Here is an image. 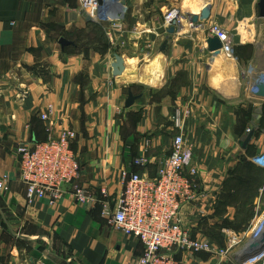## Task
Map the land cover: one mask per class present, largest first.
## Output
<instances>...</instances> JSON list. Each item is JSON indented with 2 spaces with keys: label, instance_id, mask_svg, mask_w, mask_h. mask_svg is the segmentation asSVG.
Here are the masks:
<instances>
[{
  "label": "crops",
  "instance_id": "1",
  "mask_svg": "<svg viewBox=\"0 0 264 264\" xmlns=\"http://www.w3.org/2000/svg\"><path fill=\"white\" fill-rule=\"evenodd\" d=\"M258 1L125 0L122 20L101 23L80 0H0V176L7 178L0 191V264H138L141 244L115 229L101 205L67 197L54 205L28 203L14 149L71 130L78 183L96 199L103 186L116 198L122 172L155 176L177 133L176 109L187 112L181 133L196 170L183 225L218 248L236 239L222 264H236L231 259L250 251L264 228V168L253 162L264 153V99L254 83L264 59ZM206 4L210 17L194 29L186 16ZM172 10L182 19L168 35L163 21ZM212 24L229 32L234 59L208 51ZM60 38L73 46L61 49ZM114 55L125 66L116 78ZM128 90L140 97L125 109ZM249 129L253 136L241 148ZM177 259L217 264L205 255ZM263 261L264 255L245 264Z\"/></svg>",
  "mask_w": 264,
  "mask_h": 264
},
{
  "label": "built area",
  "instance_id": "2",
  "mask_svg": "<svg viewBox=\"0 0 264 264\" xmlns=\"http://www.w3.org/2000/svg\"><path fill=\"white\" fill-rule=\"evenodd\" d=\"M87 1L80 0L81 9L92 19L102 16L103 1L98 4L92 0L90 5H87ZM111 16L112 13L105 18L110 21ZM180 17L175 10L166 13L163 26L169 28L173 23H178ZM207 31L209 36L216 37L221 43L223 56L231 58L233 42L229 32L219 24H212ZM48 112H52L50 106ZM186 114L179 109L174 111L172 120L177 133L171 140L168 156L155 176L122 172V189L116 198H112L103 186L100 197L96 199L78 183L80 165L72 149L76 139L73 131L63 130L44 142L17 146L14 154L19 163V179L25 187L28 203L47 200L54 205L67 197L78 205H101L102 215L115 229L141 244L143 252L138 264H199L194 261L182 263L177 259L179 254L205 255L213 258L217 264L229 261L236 239L228 241L222 248L215 247L207 240L192 237L181 220L182 209L192 199V179L196 175L192 167L191 149L181 133ZM41 118L44 122L48 120L47 114ZM46 131H50L48 126ZM253 162L264 168V153L256 156ZM133 164L140 167L143 160H134ZM6 183V176H0V191L5 190Z\"/></svg>",
  "mask_w": 264,
  "mask_h": 264
},
{
  "label": "water",
  "instance_id": "3",
  "mask_svg": "<svg viewBox=\"0 0 264 264\" xmlns=\"http://www.w3.org/2000/svg\"><path fill=\"white\" fill-rule=\"evenodd\" d=\"M96 1L98 2V4H101L100 0H96ZM124 8H125V0H120L119 5L114 9V12L112 13L111 19L122 20L124 15ZM257 8H258V18L264 19V0L258 1ZM210 10H211V5L206 4L199 12V15H193L188 19L189 23L191 25H199V24L201 25V22H206L210 17ZM181 19L182 18L180 17V20ZM176 30L177 28L172 26L167 30V34L174 35L177 32ZM206 43H207V49L212 54L213 57H218L222 55L220 51L221 43L216 37L208 36ZM58 44L61 49H64L65 47L68 46H73L72 42L65 40L64 38H60ZM165 48H166V43H163L160 47V52L163 53ZM111 69H112V76L114 78L121 76L125 70L123 58L118 55H114V62L111 64ZM256 89H257V93H256L257 97L264 99V83L262 82L258 83ZM139 97L140 96H134L132 92L128 90L124 108L129 109ZM253 133H254L253 129L248 130L246 137L242 142H240L241 148H246L247 144L249 143V141L253 136ZM242 254L243 256H240L238 258L240 264H245L264 254V231L261 235L259 243L252 244V246L250 247V251Z\"/></svg>",
  "mask_w": 264,
  "mask_h": 264
},
{
  "label": "rangeland",
  "instance_id": "4",
  "mask_svg": "<svg viewBox=\"0 0 264 264\" xmlns=\"http://www.w3.org/2000/svg\"><path fill=\"white\" fill-rule=\"evenodd\" d=\"M107 1V3H103V5H102V8H108L107 6H109V7H111L113 4H114V2H116V0H106ZM106 4V5H105ZM115 5H113V7H114ZM112 7V8H113ZM185 7H186V4H185ZM187 10H188V8H187ZM186 17H188V16H186ZM189 17H191V16H189ZM95 21H98V22H101V23H103V22H105V21H108V19L107 18H105V16H100V17H96L95 19H94ZM198 27H199V25H194V29L195 28H197L198 29ZM95 33H98L99 32V30H97V31H94ZM235 58V52H234V50H233V53H232V56H231V58H228V59H234ZM244 59H246V57H244V58H242V60H244ZM261 63H262V65H263V70H261V71H259V73L257 74V76H260V77H257V76H255V78H254V83L255 84H258V83H264V59H262L261 60ZM252 68H254V66H252L251 64L248 66V70L249 69H252ZM255 69V68H254ZM255 71V70H254ZM261 73V74H260ZM264 219V218H263ZM259 241H260V237L258 238V240L256 241V243H259ZM238 256H239V254H238ZM240 256H243V254H241ZM239 256V257H240ZM238 257V258H239ZM237 258V257H236ZM236 258H234V259H231L232 261H235L236 262V264H238V262L239 261H237L238 259H236ZM241 259H242V257H241ZM240 260V259H239ZM197 263H200V264H202V261H200V262H198L197 261ZM264 263V261L261 263V264H263Z\"/></svg>",
  "mask_w": 264,
  "mask_h": 264
},
{
  "label": "bare ground",
  "instance_id": "5",
  "mask_svg": "<svg viewBox=\"0 0 264 264\" xmlns=\"http://www.w3.org/2000/svg\"><path fill=\"white\" fill-rule=\"evenodd\" d=\"M101 2H102V4L103 3H107V1L106 0H100ZM92 2V0H88L87 1V5H90V3ZM119 3H120V0H116V2H114V4L113 5H115L114 7H113V5L111 6V7H109V6H107L108 8H103V12H101L102 13V16H106V17H110V14L114 11V9L119 5ZM106 5V4H105ZM113 7V8H112ZM190 8H188V10H189ZM191 10V9H190ZM189 15V14H188ZM189 16H193V15H189ZM186 17L187 18V21H188V19L190 18V17ZM182 22H184V21H182ZM249 30V29H248ZM248 35V34H247ZM245 36V35H244ZM244 40V39H243ZM248 41V40H247ZM126 81V80H125ZM263 231H264V228H262L261 229V231H260V234H259V237L261 238V235H262V233H263Z\"/></svg>",
  "mask_w": 264,
  "mask_h": 264
}]
</instances>
